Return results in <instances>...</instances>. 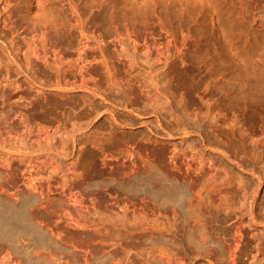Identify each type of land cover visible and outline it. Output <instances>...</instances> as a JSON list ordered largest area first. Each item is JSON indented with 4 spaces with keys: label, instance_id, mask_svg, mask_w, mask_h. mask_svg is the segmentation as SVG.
Instances as JSON below:
<instances>
[{
    "label": "bare ground",
    "instance_id": "obj_1",
    "mask_svg": "<svg viewBox=\"0 0 264 264\" xmlns=\"http://www.w3.org/2000/svg\"><path fill=\"white\" fill-rule=\"evenodd\" d=\"M250 1L130 0V3H127L134 9H131V15H129L126 14V10L124 12V0H0V102L2 106L10 101L7 99L5 102V91L7 92L8 89L14 91L20 85L18 78L15 79L16 77L12 76L15 71L21 72L28 83L32 79H39L36 70L40 64L44 68H51L50 66L53 65L66 84L61 85L60 88L64 94L83 90L87 92L85 93L87 95L88 93L91 96L98 95L103 100H110L114 104L121 105L127 110V114L135 116L151 132L164 134L161 136L167 142L173 140L177 134L184 140L188 136H196L195 139L188 140L184 147L169 145L168 148L163 149V155L159 158V162L163 163L165 168H169V164L164 161L166 154L171 162L180 168L184 167L188 174L187 178H184L186 180L178 181L176 178H170L166 172L156 167L154 160L146 157L141 159L143 165L131 160L134 167L132 178L116 181L101 174L96 175L95 171L100 170L92 165V160L95 150L97 149L96 152L102 150L98 149L101 146L98 147L92 141L85 145L86 136H81L82 132L79 136L75 128L66 129L70 114L72 113L74 117L87 116L93 109L91 103L78 112L74 109L75 111L71 113L66 112L68 109L59 113H49L45 111V106L38 105V108L40 106L43 111L30 116L27 112L31 107V103L27 101L28 97L14 93V95L17 94L19 108L16 107L17 110H14V106L7 105L6 112L9 114L10 111L11 114L9 117L5 115L11 122H18L22 126L27 136V143L18 145L13 142L15 151L12 155L18 157L29 174L34 173L40 176L44 173L47 187L51 182L59 189L66 185H77L82 190L88 191L97 188L105 191L106 187L107 189L113 187L129 193L130 191L141 192V195L144 194L152 199L160 207L165 204L172 205L171 213L176 219L179 218L175 229L181 231L186 245L161 238L170 246L153 248L147 257H142V261L146 264H151V256H154L161 264H196L198 260L203 261L201 264H264V128H253L252 119H249L252 113L259 109L258 107L264 106L262 89L254 93L252 90L257 88L254 87L257 86L256 83H248V80H238L239 78L234 80V77L230 76L226 78L224 74L221 75L224 73L222 72L219 74L221 76L215 79L217 82H214V85L217 84L214 88L217 87L216 89L220 92L219 98H212L213 94H210L212 97L210 95L198 97V101L205 108L201 117L188 119L174 115L171 121H166L163 117L172 115V112L168 111L171 103L176 102L185 106V100L180 96L175 98L169 94L171 93L169 81L165 86L161 84V88L160 81L156 80L157 73L153 74L154 79L148 80L149 77L147 81L145 79L146 82H142L139 78L137 80L135 77L132 80L133 83H127L129 80L124 81L125 84L127 83L126 96L121 95L122 98L107 96L105 92H101L102 89L98 90L97 85L100 80H103L102 82L108 85L116 86V90L119 88L121 94L124 83L116 76L118 65L131 67L135 62L138 63L136 57L138 52L145 56L146 64L151 63L149 62L152 61L149 60L151 48L156 51L151 65L155 62L159 63L160 56L164 53L162 52L164 44L162 40L159 41L163 39L161 37L165 36L163 42L166 43V39L169 42L175 36L174 33L179 32L177 34H180L181 43L178 42L180 39L174 40L177 45L179 43L183 46L186 44L187 36L185 35H189V31L186 34V25L189 19L191 22L194 18L196 22L201 23L202 28L199 27V29L203 30L205 35L208 33L219 40H224L225 45H228L231 50L236 49L235 52L240 54L243 52L246 57L247 48L253 44H251L252 37L254 39V37L264 36V0H257L258 2L252 0V3ZM191 11L197 17L190 18ZM175 20L176 22L178 20L177 24ZM211 38L208 42L214 41L213 38L211 41ZM173 41L171 42L174 43ZM187 42H190L188 38ZM254 42L257 43V41ZM165 45L164 47L167 46ZM168 46L166 49L169 48ZM174 47L173 45L172 48ZM215 47L216 45L211 48L214 51L212 54H215ZM228 47L226 46L225 50L228 51ZM217 48L216 50L221 49ZM127 49L130 50V54ZM177 49L174 48V52ZM204 49H206L205 45ZM178 50L176 52L179 53ZM110 51H112L111 55H109ZM249 51L251 53V50ZM223 52L221 51L222 54ZM174 54L177 56V53ZM222 54L219 53L220 56ZM181 59H183L182 56ZM210 60L212 61V58ZM11 61L16 69L12 71L13 73L9 69ZM168 63L169 61H164V65ZM211 67L214 68L209 66ZM151 68L153 67H150V71ZM161 70H158L159 74ZM93 71L94 73L96 71L98 78L93 76ZM207 71L208 69L206 73ZM218 71L220 73V69ZM209 74L208 78L212 77L211 73ZM77 79L79 84H76ZM88 79L92 81L93 86L87 85ZM209 83L212 84L211 80ZM108 85L105 87L111 88ZM133 87L138 90V95L133 94ZM9 98L11 99V96ZM138 101L142 103L141 106H133L137 105ZM184 112L187 110L184 109ZM151 115L154 119L148 122L147 118ZM110 116L114 122L118 123L112 113ZM9 119H6V122ZM129 122L130 127H133L136 121L134 124L130 120ZM73 126L80 128L76 123H73ZM86 132L84 131V134ZM112 133V137L119 136L113 129ZM142 139L145 145H154L156 142L155 139L152 140L144 135ZM88 153L89 156H87ZM144 168L148 174L137 175ZM88 171L94 173L87 176L85 174ZM153 178L160 181L159 185L154 187L150 184ZM214 192L218 193L214 195ZM32 195L24 196L22 202L19 205L16 204L17 206L14 203V205L11 204V201L8 203V200L0 199V238L10 240L12 251L20 255L23 264H51L41 253L30 254L19 242V232L22 231L33 240L34 244L44 248L56 246L59 249L54 252L56 261L62 256L61 250L68 249L56 244V241L44 229L30 220L26 205L39 198L35 194ZM142 197V199L145 198ZM136 198H140L139 195ZM52 200L55 204L60 203L58 198ZM101 200L105 202L103 196ZM183 200H187V204H184ZM109 215L107 212H97L86 220L89 228L86 223H84L86 225L82 224V227L88 228L86 231L96 239V243L110 241L115 244L114 248L117 252L123 250L128 244L135 247L133 244L135 240L127 241L131 236L123 230L119 219H113L114 217ZM233 222H242L244 228H241L246 231L244 238L237 243H233L234 234L231 232L235 228ZM68 252V257L74 260V252ZM114 255L102 249L93 251L89 260L96 264H103ZM120 260V258L114 259L115 262Z\"/></svg>",
    "mask_w": 264,
    "mask_h": 264
},
{
    "label": "rangeland",
    "instance_id": "obj_2",
    "mask_svg": "<svg viewBox=\"0 0 264 264\" xmlns=\"http://www.w3.org/2000/svg\"><path fill=\"white\" fill-rule=\"evenodd\" d=\"M256 1L257 0H254L253 2ZM124 2H125L124 12L126 10L127 11L126 14L131 15L130 14L131 9L134 8L132 5L129 4L130 0L127 1L124 0ZM126 7L128 8L130 7L129 8L130 10ZM193 12L191 11L192 15H190V18L197 17L195 13H194L195 15L193 14ZM193 20H191L190 22L189 19L188 21L189 25L188 24L186 25L187 31L184 30V32L186 31V34H188L189 31V35H185L187 36L185 39L186 44H184L183 46H180L181 44H179L181 43L182 40L179 36L180 34L179 35L177 34L179 32H175L174 33L175 36H173L172 38L169 37L171 38V40H169L168 38L169 42L166 39V43H169L168 44L169 46L165 42H163V40L165 41L164 39L165 36L161 37L163 39H160V36H158V39H160L159 41L162 40L161 42L169 47L167 48L169 49L168 52L166 51L167 46L165 45L166 47H164V45L162 44L163 45L162 52H164L165 55L164 53H162L163 56L162 55L160 56L161 64H159L160 63L159 61V63L155 62L154 65H151L152 61H154L153 60L154 55H156L155 53L156 51L153 48H151L149 51L150 54L148 53L151 58L149 60H152L149 61L151 63L146 64L145 56L143 54L141 55V53L138 52L136 53L137 54L136 57L138 58L137 61L138 63L135 62L136 64L134 63L133 66L131 67H124L118 65L117 68L119 69L117 70L119 72L117 71L116 76L118 77V79L121 80V82L123 81L122 82L124 83L123 89L125 90V91L122 90L121 94H120L121 90H119V88L116 90L117 88L116 86L108 85L106 82H102L103 80H100L99 83H97L99 87L98 90L101 91L102 89L101 92H105L109 97L116 96L117 98H122L120 96L122 95L124 97L126 93L125 87L127 86V83H133L134 81L132 80L134 79V77L137 78V80L140 79L142 82H146L148 77H149L148 80L149 79L151 80L152 78L154 79L155 75L153 74L157 73L158 75L156 76V80L158 82L160 81V87L162 86L161 84H163L164 86L167 85L169 81V86L171 89L170 90L171 93L169 94L173 95L175 98L182 97L185 100V106H181L180 103H176V102L171 103V105L168 108V111L170 110L172 112V115H166V117L164 116L163 119L166 121L167 120L171 121V119L175 117L174 115L188 119L196 118L197 116L201 117L202 111L205 108L203 104H201L198 101V97L199 96L209 97L210 94L211 95L213 94L212 96L214 97H212L211 95L210 97L219 98L218 94H220V92H218L219 90L216 89L217 87L214 88L215 85L217 86L216 83L214 85V82H217L215 79H218V77L223 74H224L223 76H226V78L230 76V77H234L233 78L234 80L239 78L238 80H248V83H252V82L256 83L257 86L254 87L257 88H254L252 91L255 93L262 89L264 95V47H263L264 36L262 38L261 36L254 37V39L252 37L251 44L252 43L253 44L250 46L251 49L247 48V52H245L246 57H244L243 52L240 54L235 52L236 49L232 48L234 51L231 50V48L228 47V45H225L226 43L224 42V40H219L218 38L213 37L208 33H206L205 35V33H203L204 31L200 30L202 28L201 23L199 21L196 22L195 20L193 22ZM197 34L199 36L203 34V36L201 35L200 38ZM208 36L209 38H207ZM211 37L213 38L214 43L208 42L210 41L209 39ZM187 38L190 42H187ZM172 39L173 40L180 39V41L178 40L179 47L176 43V40L173 41ZM205 40L206 42H204ZM171 41H173L174 43H172ZM215 41L217 42L215 43ZM220 41L222 43L221 45L223 46L220 45ZM254 41H257V43ZM196 42L200 44H197ZM187 43L188 44L190 43L191 45L189 44L190 45L189 46L187 45ZM206 44L209 46H207ZM256 44L259 45L256 46ZM173 45L175 46L174 47L175 49L177 48L179 49V50L177 49L179 53L176 52L177 50H175L174 52V48H172ZM204 45L206 49H204ZM214 45H216L214 49L216 55L214 53L212 54V52L214 51L211 48L212 46L214 48ZM226 46L228 47L227 48L228 51L230 49L229 52L225 50ZM216 48L217 49L221 48L222 50L221 49L216 50ZM181 50L183 51L181 52ZM223 50H225V52H223ZM249 50H251V53H249L250 52ZM127 51L130 54V50L127 49ZM217 51L220 54H222L221 53L222 51L224 54L220 56ZM110 52L109 55L112 54V51ZM232 52L234 53V55L236 54V56H234ZM174 53H177V56ZM179 54L180 56H178ZM212 55L213 57H211ZM247 55L250 56L248 57ZM169 56L171 57L169 58ZM181 56L184 60L181 59ZM253 56L255 58H253ZM211 58L212 61L210 60ZM164 61H169V63L167 65H164ZM11 63L13 65L10 64L9 69L11 70V72L12 71L14 72L16 70L15 64L12 61ZM249 63L250 66L248 65ZM206 64L208 67L206 66ZM151 66L153 68H151L150 71L149 69ZM161 66H162V70H161ZM209 66H214V68L215 67L216 68L215 69L213 67L209 68ZM38 67L39 68H37L36 74L37 76H39V79L38 80L32 79L31 81H28V83L24 80V76L21 72L15 71V74L12 76H14V78L16 77L15 79L18 78V84L20 85L18 88L14 90L15 92L12 91L11 89L10 90L8 89L9 91L7 90V92L5 91L4 94L5 95L4 98H6L5 102L7 99L10 100L6 102L7 104L4 103L2 106L0 102V110H2L0 112L2 114V117L0 114V199L8 200V203L11 201L12 202L11 204L14 203L15 205L16 204L19 205L22 202L24 196L26 195L33 196L32 194L37 195L39 197V198L37 197L39 200L38 199L36 201L33 200V202H29L26 205L28 217L35 225L44 229V231H46V233L56 241V244L68 249L61 250L62 256L60 257L59 260L56 261L54 252L59 251V249L56 246L51 245L48 248H44L42 246L34 244L33 240L29 238L28 235H26V233L21 231L19 232V237H18L20 241L19 240L18 241L25 246V250L30 252V254L41 253L44 256V258L47 259L51 264H96L93 261L89 260L90 254L93 251H100L102 249L106 251H110L111 253L115 254L112 258H109L108 261L103 264H146L145 262L142 261V257L144 256L147 257L153 248L161 247V246L168 248L170 246L167 241H162L161 238H163L164 240H171V241L175 240L177 241V243L179 242V244L181 245H186L184 238L182 237L183 235L181 231H176L175 229V225L179 223V218L176 219L173 216V213H171L170 210L172 208V205L170 204H165L160 207L152 199H149L144 194L141 195V192L139 193L133 191L135 192L134 194L136 195V196L134 195L135 196L134 197L132 191H130V193L122 190L119 191V189H115L113 187L110 188L108 187V189L106 187L105 191L99 188H97L96 190L88 191L84 189L82 190L77 185H66L62 189H59L56 186H54L53 182H51L50 186L47 187L46 179L44 178L43 175L44 173L43 174L40 173L42 177L41 175L40 176H37L36 174L34 175V173L29 174L28 171L24 168L23 163L19 161L18 157L16 155H12V153L15 151L13 142H16V144L18 145L27 143L26 133L18 122H11V120L8 118L9 114L11 113L10 111L9 114L6 112L7 110L6 107L7 105L8 107L9 105L10 107L14 106L15 107V108L13 107L14 110L16 109V107L19 108V103L16 98L17 94L28 97L27 101L31 103V107L28 108L27 112L30 116L33 115L34 113H37L38 111H43V108L40 109V106L38 108V105L45 106L46 107L45 111L49 113H59L64 111L65 109H68L66 110V112L68 111L69 113H71V111H75L74 109H76V111L78 112L88 103H91L93 105V109L91 110L90 113H88L87 116L80 115L74 117L72 116L73 115L72 113L70 114L71 116H69V120L66 123V129L71 130L75 128L79 136L81 135L82 132L83 135L81 136L84 137L86 136L85 137L86 141L82 139L83 141H85V145L89 144V142L92 141L95 144H97L98 147L99 145L101 146L98 149L99 150L102 149V150L101 151L98 150L99 152H96L97 151L96 149L92 160V165L96 166L98 170H100V171H95L96 175L101 174L104 175V177L106 178L114 179L116 181L117 180L125 181L129 178H132L134 172L132 161L134 160L143 165V163H141V159L144 158L146 159V157L154 160L156 163V167L163 170L164 173L166 172V175H168L170 178L172 177L176 178V180L178 181L186 180L184 178H187L186 176H188V174H186L187 171L184 169V167L181 168L178 167V165L175 164L174 162H171L168 155L164 153L166 154L164 156V161L169 164V168H165L164 164L159 162V158L161 157V155H163L164 152L163 149H165L166 147L168 148L169 145L176 147H184L188 140L195 139L196 136L195 135L188 136L184 140L181 138L180 135L177 134L173 140L167 142V140L161 136L164 134L161 133L157 134L151 132L150 129L146 125H144V123L142 124L135 116H132L131 114H127L128 113L127 110L124 109V107L121 105L114 104L110 100H103L98 95L91 96L90 93H88L89 95H87L85 94L87 92L83 90L82 91L80 90L78 92L72 91L67 94H64L60 88L62 86H65L66 84L64 81H62L55 67L51 65L50 66L51 68L48 67L44 68L41 64ZM245 68L246 70H244ZM207 69H208L207 72L211 73L212 75V77L210 78H208L210 74L208 75V73H206ZM210 69L213 72H211ZM218 69H220V73H218L219 72ZM233 69L237 72V74ZM158 70H161L162 74L161 73L159 74L160 71L158 72ZM231 71L233 72L234 75L232 74ZM216 73L218 74V76ZM66 74H68V72ZM57 75H59V77ZM93 76H96V78L99 77L96 71ZM209 79L211 80L212 84L209 83L210 81ZM130 80L132 82H130ZM87 81H88L87 85L93 86L92 81L90 79H88ZM124 81L125 82L128 81V82L125 84ZM76 84H79V79L76 80ZM107 85L108 87L110 86L112 89L109 88L110 89L109 90L108 88H106ZM212 85L213 87H211ZM132 92H134L133 93L134 95H138L139 93L135 87H133ZM14 93L17 94L14 95ZM10 96L11 99L9 98ZM9 102H11V104ZM141 104L142 103L138 101L137 105L135 104L133 106H141ZM262 104L264 105V101ZM261 107H258L259 109H257L254 113H252L251 117L249 118L252 119L251 124L252 127L255 129L264 128V106ZM184 109H186L187 112H184ZM111 113L114 115V117L117 118L118 123L112 120L110 116ZM5 114H7L8 117ZM4 115L7 118H5ZM73 118L76 119L73 120ZM6 119L9 120H7L6 122ZM153 119L154 116L151 115L149 116V118H147V121L150 122V120ZM3 120L5 121L3 122ZM129 120L132 121L133 124L136 121L133 127H130ZM77 122L79 123V125ZM73 123H76V125L80 128L77 129L75 126H73ZM119 123L120 125H118ZM112 129L114 130V132H117L119 136L117 135L116 137H112L113 135ZM84 131L85 132L87 131L85 133L86 135L84 134ZM143 135L150 137L152 140L155 139L156 140L155 144L145 145L144 144L145 142L142 139ZM82 153L84 154V152H81V154ZM87 156H89V153L87 154ZM93 173L88 171L85 175L89 176L90 174ZM147 174L148 171L144 168L137 175H147ZM159 183L160 181L156 178H153L150 181V184L154 187L159 185ZM195 189L196 187L192 191L194 192ZM214 193L213 194L216 195L218 192L217 193L214 192ZM137 194L139 195L140 198H136L138 197ZM101 196L104 197L105 202L101 200ZM142 196H144L145 198L142 199L143 198ZM55 198H58L60 200L59 204L57 203L55 204L53 202L52 199ZM183 203L187 204V200H183ZM100 211L107 212L108 214L111 215V216L109 215L110 217L112 218L114 217L113 219L115 218L119 219V221L122 223L121 226L123 230L126 232L127 235L131 236V238L127 239V241L135 240L133 243L135 244L134 245L135 247H133L132 244H128L127 246L124 247L123 250H119V252H117L115 251L116 248H114L116 245L112 244L110 241H108V243L106 242L102 244L96 243L95 241L96 239L93 236H90V234L86 231L89 228L87 224L88 221L86 220H88L90 216L93 217L95 214H97V212ZM84 223L87 224L88 228L82 227V224ZM233 224L235 226V228L231 230L232 234H234L233 243H237L240 242L241 238L242 239L244 238L246 231L245 229L241 228V227L244 228V224H242V222L241 223L233 222ZM9 243H10L9 239L0 238V264H23L21 262L20 255L12 251V248L10 247ZM68 251L74 252V260L68 257L69 256ZM118 258H120L121 260L119 262H115L114 259H118ZM202 262H203L202 260H198L196 264H201ZM150 263L161 264L154 258V256L150 257Z\"/></svg>",
    "mask_w": 264,
    "mask_h": 264
}]
</instances>
